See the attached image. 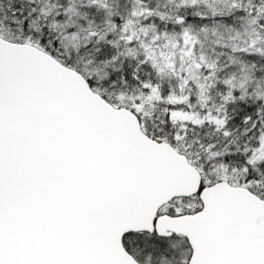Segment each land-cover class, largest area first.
I'll return each mask as SVG.
<instances>
[{
	"label": "snow or ice",
	"instance_id": "6c2138e0",
	"mask_svg": "<svg viewBox=\"0 0 264 264\" xmlns=\"http://www.w3.org/2000/svg\"><path fill=\"white\" fill-rule=\"evenodd\" d=\"M0 264H264V0H0Z\"/></svg>",
	"mask_w": 264,
	"mask_h": 264
}]
</instances>
